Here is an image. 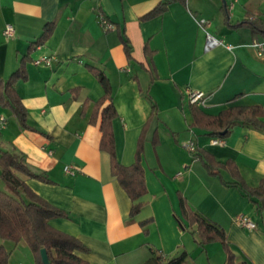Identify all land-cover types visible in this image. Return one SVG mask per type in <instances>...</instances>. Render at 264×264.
Returning a JSON list of instances; mask_svg holds the SVG:
<instances>
[{"label":"crops","instance_id":"1","mask_svg":"<svg viewBox=\"0 0 264 264\" xmlns=\"http://www.w3.org/2000/svg\"><path fill=\"white\" fill-rule=\"evenodd\" d=\"M162 1L0 0V78L25 68L26 78L14 89L27 125L0 103V114L8 118L0 153L23 154L31 170L48 178L26 183L65 211L50 223L89 248L76 254L90 264H143L153 249L166 257L186 250L189 264H226L221 241L196 242L197 224L184 214L182 199L226 230L238 258L264 264V212L238 186L225 183L236 178L234 169L248 185L259 184L264 131L237 124L222 143H214L213 130L196 124L230 106L264 107V49L254 45L264 42V34L242 24L251 16L264 19V0H169L163 13L148 16ZM101 15L113 28L104 29ZM7 24L14 26L11 36L4 33ZM48 24L50 35L36 43ZM208 33L223 42L207 49ZM45 54L56 57L52 66L34 63ZM91 68L103 71L112 87L118 161L133 164L142 140L147 193L136 216L130 214L132 199L112 175L110 154L101 148V112L111 101L96 116L105 89ZM189 88L210 93L206 105L189 103ZM190 142L218 161H230V168L210 173L187 147ZM0 189L8 191L2 180ZM240 214L257 227L244 228ZM150 218L146 233L141 221ZM5 246L9 264H37L25 241Z\"/></svg>","mask_w":264,"mask_h":264},{"label":"trees","instance_id":"2","mask_svg":"<svg viewBox=\"0 0 264 264\" xmlns=\"http://www.w3.org/2000/svg\"><path fill=\"white\" fill-rule=\"evenodd\" d=\"M169 2V0L162 1L148 16L163 13ZM242 24H247L254 33L264 34L263 18L251 16ZM51 30L52 26L48 24L44 34L36 43L43 42L50 35ZM122 41L128 56L131 57L132 47L129 40L122 36ZM91 70L105 89L104 97L97 103L96 116L103 102L107 99L111 101L101 112V148L110 154L112 175L118 179L132 199L133 205L130 214L136 216L145 205L141 198L147 193L145 173L141 162L142 140L138 145L135 162L131 165L121 164L117 159L115 148L113 120L117 116V110L112 101V87L103 71L95 68H91ZM21 78H26V70L23 66L8 79L0 78V103L8 106L22 127H25L27 126L25 124L26 109L14 89L15 82ZM204 117L205 122L197 121L196 124L208 127L213 130L212 134L220 138L226 137L237 124L249 125L264 131V107L260 105L230 106L217 115ZM193 154L204 163L212 174H220L222 168L231 165L230 161H218L200 148L193 151ZM0 167V180L8 188V191L0 189V264H9L11 252L6 248L5 242L11 241L17 244L22 240L31 248L37 264H44L41 256L42 248H46L52 264H90L86 259L76 254V251L88 252L89 248L77 237L55 228L50 223L53 218L66 216L65 211L36 194L26 183L27 178L42 180L48 178L31 170L24 155L15 151L0 153ZM232 170L236 178L225 183L238 186L258 212L263 213L264 177L257 186H250L237 170ZM182 207L184 214L190 218L191 225L197 224V228L193 232L196 233L195 239L199 245L221 241L227 253L226 264H250L247 260L238 258L232 251L224 228L206 221L192 211L184 199H182ZM150 222L151 218L141 221L146 233L148 232L147 225ZM188 257L189 253L186 250H181L172 257H166L159 249H153L152 255L143 264H189Z\"/></svg>","mask_w":264,"mask_h":264},{"label":"built area","instance_id":"3","mask_svg":"<svg viewBox=\"0 0 264 264\" xmlns=\"http://www.w3.org/2000/svg\"><path fill=\"white\" fill-rule=\"evenodd\" d=\"M101 24L104 27V29H111L113 28V24L106 18L105 15L100 16ZM202 24L205 22H208L205 19H202L200 21ZM15 32L14 26L12 24H7L4 30V33L6 36H11ZM223 40L218 39L214 35L208 33L207 38H206V48H212L220 43H222ZM254 45L258 47L260 50L264 49V42H254ZM56 60V57L54 55L50 54H45L37 59L34 60V63L37 65H47V66H52L54 61ZM187 97L188 101L191 104H195L197 106H204L206 105V102L208 98L210 97V93H207L205 91L197 90V89H187ZM8 124V118L4 114H0V133L2 130L7 126ZM214 143H222L223 140L219 137H216L213 139ZM187 147L191 151H195L197 149L196 144L194 142H190L187 144ZM65 170L68 173H74L75 170L72 168L71 165H66ZM238 221L239 223L244 227L248 229H254L257 227V223L253 220H251L248 215L246 214H240L238 216Z\"/></svg>","mask_w":264,"mask_h":264},{"label":"water","instance_id":"4","mask_svg":"<svg viewBox=\"0 0 264 264\" xmlns=\"http://www.w3.org/2000/svg\"><path fill=\"white\" fill-rule=\"evenodd\" d=\"M41 256H42V261L44 262V264H52L50 259H49L48 252H47L46 248L41 249Z\"/></svg>","mask_w":264,"mask_h":264}]
</instances>
